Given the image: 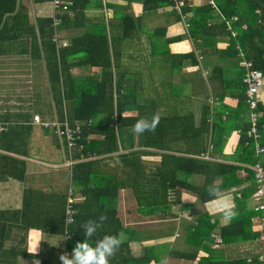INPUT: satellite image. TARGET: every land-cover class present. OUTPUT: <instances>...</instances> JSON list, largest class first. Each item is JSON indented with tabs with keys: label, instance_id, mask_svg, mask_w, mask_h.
I'll list each match as a JSON object with an SVG mask.
<instances>
[{
	"label": "crops",
	"instance_id": "1",
	"mask_svg": "<svg viewBox=\"0 0 264 264\" xmlns=\"http://www.w3.org/2000/svg\"><path fill=\"white\" fill-rule=\"evenodd\" d=\"M69 1L72 4V1ZM214 2L216 5L215 0ZM253 2L261 3L260 0H253ZM203 4L208 5L206 0H188L184 6ZM16 5L21 14L26 16L21 26L27 32L24 31L22 36L10 42H0V239L3 241H0V247L8 253H11L10 248L22 247L20 240L23 238V220L27 217L32 223V207L41 209L47 214L46 220L48 219L50 224L54 222L50 216L58 214V218L61 217L60 212L62 208L64 211L66 196L70 189L73 214H76L78 209L76 204H81V211L89 214L88 216L91 215V211L87 202L91 203L90 209L104 205L108 213L111 211L114 213L112 222L108 223L107 234L115 231L117 226L115 220L119 221L118 236L128 244L132 255L138 256L144 248L147 254L154 255L156 260H150L148 264H161L163 259H167V264H225V262L228 264L238 259H244L247 264H264V245L258 241L261 213L254 210L260 201H264V191L261 196L253 195L256 188L255 181L252 172L250 174L247 172L250 158L243 156L242 150L238 147L241 130L239 127L234 128V125L244 126L246 124L247 110L245 109L244 113L237 112L238 96H244L245 100V94L239 91L241 87L239 88L236 82L242 83L244 70L239 65L238 53L236 52L232 57L230 55L228 44L232 37L229 36L225 27V20L235 15L237 21L231 22L232 27L237 34L239 30H245L246 23L239 22L240 14L248 16L251 3L246 0H235L237 14L229 16H225L217 5L216 8L208 5L213 11L211 18L208 19L209 22L212 24L221 22L226 33H221L219 28L214 29V36L206 34L204 46L199 45L198 39L189 36L188 20L191 12L181 13L180 9L183 6L179 10L174 9L178 16L177 20L174 15H168V12L173 9L167 6L160 7L152 13V16L143 18L139 40L137 38L134 40L118 39L120 24H117V29L113 27L111 30L108 26L110 17L115 12L122 11L135 17L138 16L141 14V4L138 0H86L82 8L84 19L81 27L75 28L73 25L72 28H64L63 24L56 32L59 41L64 40L70 43L69 36L72 34L81 31H99L102 28L99 21L103 18L107 22L103 30L109 36L115 37L114 52L117 54L121 68L127 69L130 73L139 69V72L137 71L140 75L138 90L142 97L156 95L157 105L163 106L165 110L171 113L175 110L177 113L191 114L193 127L199 124L202 110L205 107L208 108L207 120L214 121L217 142L214 148L212 141L207 140L202 151L207 156L201 159L236 167L232 175L227 173L222 176L218 175L214 179L222 189L217 198L227 197L234 203L239 213L231 220L216 214L213 208V198L200 203L192 192L186 190L181 191L178 202L170 205L169 215L160 213L142 215L136 211V203L128 188H119L110 194L114 186L112 188L108 181L109 195L107 198H100V195L94 196L89 191L91 187L82 189L84 184H81V187L75 185L71 178L75 163L89 159L98 162L97 166L100 169L96 171L93 166L90 170L93 179L96 180V174L100 171L103 174L107 171L110 180L111 168L115 166V154L125 152L127 149L119 148L112 153L87 154L85 157L77 158L74 157V147L70 150H62L52 131L32 120V114H37L40 120L45 121L53 118L66 119L64 101L58 105L60 104L58 102L59 91L61 94L60 83L57 87L50 88L47 80L50 58L32 55L31 48L30 26L35 18H49L54 10L49 1L37 3L32 0H16ZM104 12L110 16L105 18ZM253 15L255 17L254 10ZM80 23L81 20L78 21L77 26ZM242 24L245 28L241 26ZM156 27L158 31L164 29L165 38L172 39L165 43L161 37H150L148 34ZM144 28L148 33L144 31ZM36 41L38 42L39 39L36 38ZM236 45L239 46L235 43L234 49ZM241 50L245 56L244 50L242 48ZM188 52L192 54L191 57L182 59L177 57L179 54ZM137 58H140L139 67L135 65ZM79 60L78 55L73 60L67 58L65 61L75 63ZM67 73L76 79L87 77L90 81H100L103 74L100 66L89 67L87 65L70 67ZM129 79H132L131 76ZM130 80L129 83H131ZM260 105H264V88L260 90ZM59 113L63 114L61 118ZM134 114L135 110L130 109L124 111L122 115ZM227 114L229 118L226 119ZM102 120V118L95 117L93 120H87L86 123H95L94 126L97 128L102 124ZM74 123H79L81 126L78 121L69 124ZM111 126L116 129L114 122ZM261 135L263 136L259 138L258 143H261L263 152L254 158L259 161L264 170V123L261 125ZM102 137L98 131L89 133L85 139L100 141ZM163 140L158 141L163 142ZM171 140L176 146L181 141L183 142V138L176 135H173ZM133 141H136L135 136ZM209 145H211L210 149H208ZM195 157L199 158L197 155ZM105 158L108 160L103 162ZM141 158L146 161H158L159 151L157 150L155 154H143ZM87 171L88 168L82 170L84 176ZM187 178L188 182L193 185L200 182L196 174ZM235 180L238 181L234 182ZM97 181L102 185L103 176L100 175ZM202 213L205 214L207 222L214 225L208 233L210 239L203 240V244L208 247L205 250L194 245L198 239L187 231V227L190 224L194 225ZM233 220L249 223L244 229V237L236 235L233 241L222 243L217 248H211V234L220 235L219 228ZM57 221L56 219L55 222ZM33 223L39 225H33L34 227L27 229L23 246L26 252L32 254L33 244L41 240L36 254H33V257H12L0 264H39L40 261L54 263L59 261L62 253L70 254L67 249L68 243L62 239L64 224L62 231L55 233L47 230L45 225L43 229L40 228V223H44L43 220ZM51 227L54 229L57 226L54 224ZM238 229V226L233 228L236 233L239 232ZM252 233H256V236L251 239ZM149 247L153 248L149 250ZM194 247L197 249L195 250ZM259 255H262L261 260L257 258ZM205 258L209 261L202 262Z\"/></svg>",
	"mask_w": 264,
	"mask_h": 264
},
{
	"label": "trees",
	"instance_id": "2",
	"mask_svg": "<svg viewBox=\"0 0 264 264\" xmlns=\"http://www.w3.org/2000/svg\"><path fill=\"white\" fill-rule=\"evenodd\" d=\"M34 2H42L51 0H32ZM72 4L68 6L65 11L54 10V13L49 18H35L31 28V48L32 55H42L44 58H50V64L47 73V80L50 88H55L60 83V91L58 93V102L64 101L65 104V116L68 124H72L73 121L81 123V132L76 141V146L73 148L74 157H85L89 155H100L103 153H112L119 148L127 149L125 152H118L115 154V166L111 168L110 180L107 174L100 171L96 174V180L92 177L91 168L94 166L96 171L100 168L97 166L98 162L86 161L77 162L73 165L71 178L75 185L83 188L91 187L89 191L94 196L100 195V198H104L109 195L108 181H110L111 187L114 190L110 193L113 194L119 188H128L136 203V211L142 215H156L158 213L169 215L170 205L179 201L180 193L182 190L192 192L197 201L204 203L212 199L205 188L208 184L212 183L216 176L231 174L235 171L236 167L228 166L226 164H220L216 162H210L201 158L195 157L199 155L205 148L208 139L212 141L215 148L214 121L209 122L207 120L208 108L205 107L202 110L199 124L193 127L191 121V114L177 113V111L165 110L163 106L157 105L156 95L142 97L139 93V71L130 73L127 69H122L118 61L117 54L114 52L115 37L109 36L106 33L105 26L107 24L103 18L99 21L102 28L99 31L87 32L81 31L69 36L70 43H64L63 46L57 47L60 44L59 37L56 35L57 29L64 24V28H72L73 25L76 28L81 27L84 16L82 15L83 4L86 0H71ZM132 1V0H127ZM137 1V0H134ZM218 9L225 15L229 16L236 13L235 0H215ZM251 3L250 13L247 16L240 14V21L245 22V30H239L237 36L231 38L228 44V50L230 49V55L235 56L237 52L234 49L235 43L244 50L247 59L251 60L254 68L259 69L264 74V26H260L256 22V15L254 17L253 10L258 7L264 10V2L255 3L253 0H246ZM141 4V14L133 16L126 11L115 12L108 21L109 28L117 29L120 24V35L118 39L134 38L140 39V31L142 28V19L152 16V13L160 7H170L173 9L168 12V15H174L177 20L175 8L173 6V0H138ZM16 0H0V42H10L19 36L24 34L25 30L21 24L25 22L26 16L21 14L20 10L16 7ZM181 13L191 12L190 19L188 20V33L190 37L198 39L199 45L204 46L206 34L214 36L216 28L220 29L221 33L224 31V26L221 22L212 24L209 22V18L212 15V9L206 5L200 6H183L180 9ZM107 18L110 15L106 12L103 13ZM239 15V14H238ZM242 16V17H241ZM56 20L54 23V20ZM81 20L79 26L78 21ZM104 21V23H102ZM66 23V24H65ZM209 23V24H207ZM100 25V26H101ZM21 26V27H19ZM104 27V28H103ZM18 28V29H16ZM104 29V30H103ZM146 31V28H144ZM150 32V31H149ZM148 33V32H147ZM164 29L157 30L153 28L150 32V37H161L166 43L172 38L164 37ZM37 34V36H35ZM36 38L39 41H36ZM166 53V51H165ZM80 56L78 62H66L67 58L72 59ZM191 53L179 54L177 57L180 59L191 57ZM74 63V64H73ZM100 66L102 68V78L100 81H90L87 77H81L76 79L69 73L68 69L73 66ZM217 69V68H216ZM131 76V80L129 79ZM129 80L131 83H129ZM240 92H244V84L236 82ZM54 84V85H53ZM138 86V87H136ZM140 98L143 100H140ZM244 96H238V105L236 106L237 112L244 113L246 111V124L244 126L234 125L239 127L241 133L238 138V147L242 150L243 156L250 158L249 164H252L254 160V149L252 141L246 137V130L248 128V109L244 102ZM243 102V104H242ZM158 106V107H157ZM159 108V109H158ZM162 108V110H160ZM259 109L264 110V105H259ZM134 109V115H122L124 111ZM246 109V110H245ZM63 114L59 113L61 118ZM153 115L159 117V123L154 132H146L143 135H136L132 132V125L140 118H151ZM220 114H218L219 116ZM95 117L102 118V124L95 128L94 124H87V120L95 119ZM229 115H226V119ZM240 118V117H239ZM238 121V120H237ZM115 123L116 129L111 124ZM238 122H241L239 120ZM264 123V113L258 119V133L261 138V125ZM241 127V128H240ZM100 131L102 138L100 141L87 140L85 137L89 133H96ZM173 135L183 138V142L174 145L171 137ZM136 137V141H133V137ZM159 139H166L163 142ZM259 144H261L259 142ZM159 151V160H144L141 158L143 154H155ZM112 159V158H111ZM99 160V159H98ZM108 159L105 158L104 161ZM106 166V165H105ZM98 167V168H97ZM88 168L86 175L84 176L82 170ZM248 174L252 171L248 168ZM196 174L200 178V182L191 184L188 182L189 176ZM103 176L104 183L100 185L97 181L99 176ZM235 180L234 182H237ZM232 183V182H231ZM114 184V185H113ZM230 185V184H228ZM81 190V189H80ZM91 215L81 211V204H76L78 209L76 214H73V221L68 228L70 238L66 241L68 243L67 249L72 252L75 244L78 241L85 239L84 230L81 228V224L88 219L97 218L100 214H106L108 219L104 224L103 230L98 233V237H102L107 234L108 223L112 222L114 217L113 211L108 213L104 205H100L99 208L90 209V202H87ZM63 208L60 212L61 217L58 218V214L50 216L54 219V222L49 223L47 214L41 209H35L32 207V223L27 217L23 220L22 224V247L19 249H11V253L7 250H3L0 247V262H6L9 258H16L17 256L33 257V254L26 252L23 246L25 241V234L29 227H34L38 223L34 221H44L40 223V228L43 229L45 225L46 229L51 232H61L63 227ZM84 214V215H83ZM58 220L55 222V220ZM46 220V221H45ZM116 221V228L111 234L118 235L120 229V222ZM56 225L54 229L51 225ZM32 225V226H30ZM34 225V226H33ZM39 225V224H38ZM37 225V226H38ZM249 225L246 222L235 220L230 221L226 225L219 228V233L222 243H228L233 241L236 235L244 237L245 227ZM213 224L207 222L205 214H201L197 218L196 223L190 224L187 227V231L197 238L194 245L202 248V250L208 249L203 244V240L208 237V233L213 228ZM239 227V232L236 233L233 228ZM38 228V229H40ZM57 228V229H56ZM116 232V233H115ZM256 236V233H252L251 239ZM194 238V239H195ZM210 239V238H209ZM2 241V239H0ZM3 242V241H2ZM165 244V243H163ZM1 245V242H0ZM161 245V244H160ZM167 245V244H165ZM197 247H194V249ZM153 247H149L151 250ZM145 249V248H144ZM142 249V253L138 256L131 254L129 246L126 242H123L120 249L117 251L115 257L111 258L110 264H148L150 260H156L153 254H147ZM195 249V250H196ZM149 252V251H148ZM193 257V256H192ZM60 261V260H59ZM58 262L40 261L39 264H56ZM209 261L208 258L202 260V262ZM215 264V263H212ZM225 264H227L225 262ZM228 264H247L244 259H238Z\"/></svg>",
	"mask_w": 264,
	"mask_h": 264
},
{
	"label": "built area",
	"instance_id": "3",
	"mask_svg": "<svg viewBox=\"0 0 264 264\" xmlns=\"http://www.w3.org/2000/svg\"><path fill=\"white\" fill-rule=\"evenodd\" d=\"M188 0H173V6L177 10H179ZM264 2V0H263ZM206 3L216 8L214 0H206ZM71 5L69 0H51V7L53 10H61L64 11ZM254 13L256 15V22L260 26H264V10L256 7L254 9ZM182 17V16H181ZM58 20L57 18L54 20ZM237 21V16L232 15L228 20H225V27L228 30L229 36L234 38L237 34L236 30L232 27L231 22ZM187 26V23H185ZM245 28V25H241ZM237 53L239 55V65L244 70V76L242 78V83L244 84V94H245V103L248 109V128L246 130V135L251 139L254 149V155L257 156L258 154L263 152V147L258 143L259 140V133H258V119L264 113V110L258 108L260 105V90L264 88V74L257 69L254 68L252 65L251 60L247 59L244 56L243 51L241 48L236 45ZM32 120L38 123L40 126L48 128V123H50L51 131L56 136L59 146L61 149L70 150L76 146V141L81 132V126L79 123H74L73 125L68 124L66 119L57 120L53 118L52 121L47 122L45 120H40L37 114H32ZM211 148V145L208 146V149ZM199 158H205L207 154L205 152L200 153L197 155ZM248 168L252 171V176L255 181V192L253 195L261 196L263 195L264 191V170L259 163L258 160H255L252 164L248 165ZM73 202L71 198V190L68 189V193L66 196V201L64 204V211H63V224H64V242L70 238V234L68 232V227L73 221ZM254 210L260 211L261 215L259 218V229L260 234L258 236V241L260 244L264 245V201H260L254 207ZM211 248H217L222 244L221 237L217 233L211 234ZM66 253V252H64ZM259 260L262 259V255L257 257ZM249 260V259H247ZM56 264H61V261Z\"/></svg>",
	"mask_w": 264,
	"mask_h": 264
},
{
	"label": "clouds",
	"instance_id": "4",
	"mask_svg": "<svg viewBox=\"0 0 264 264\" xmlns=\"http://www.w3.org/2000/svg\"><path fill=\"white\" fill-rule=\"evenodd\" d=\"M158 123L159 117L156 115L151 118H140L132 125L131 130L136 135H143L146 132H154ZM205 191L213 198V208L216 214L228 220L238 216L239 213L234 203L227 197L217 198L222 192L219 183L214 180L206 186ZM107 219V215L102 213L97 218L83 222L81 228L84 230L85 239L75 244L71 254L62 253L59 256L61 264H110L111 258L115 257L124 241L114 234H104L97 238ZM40 241L33 244L32 254H36ZM161 264H167V259H163Z\"/></svg>",
	"mask_w": 264,
	"mask_h": 264
},
{
	"label": "rangeland",
	"instance_id": "5",
	"mask_svg": "<svg viewBox=\"0 0 264 264\" xmlns=\"http://www.w3.org/2000/svg\"><path fill=\"white\" fill-rule=\"evenodd\" d=\"M104 10V9H103ZM106 11H107V9H105ZM65 11V10H64ZM111 29V28H110ZM112 30V29H111ZM54 37H56L57 35H53ZM64 43H65V41H61V43L59 44V46H63L64 45ZM139 60H140V58H137L136 59V63H135V65H138V62H139ZM138 67H139V65H138ZM137 71H139V69L137 70ZM32 118V117H31ZM53 119H51L50 121H52ZM50 121H47V122H50ZM48 129H51V126H50V123H48Z\"/></svg>",
	"mask_w": 264,
	"mask_h": 264
}]
</instances>
